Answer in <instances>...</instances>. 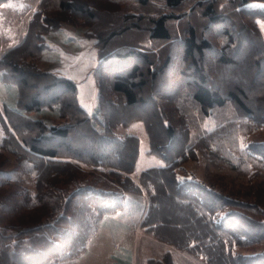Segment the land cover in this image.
Here are the masks:
<instances>
[{
    "label": "rangeland",
    "instance_id": "374dc122",
    "mask_svg": "<svg viewBox=\"0 0 264 264\" xmlns=\"http://www.w3.org/2000/svg\"><path fill=\"white\" fill-rule=\"evenodd\" d=\"M33 1H38V7L28 15L32 18L31 22L26 21V18L16 19L17 28H14L13 22L8 21L9 12L18 14ZM67 1H72L74 4L72 8L66 10L57 4V0H5L0 3V12L3 13L0 25V38H2L0 48L5 46L1 33L18 32L22 38L26 35L14 47L1 52L3 55L0 59L11 49L22 46L28 35L30 36L18 58L21 67L19 76H25L28 82L23 90L24 94L34 95L42 92L43 95L44 92L40 89L49 80L46 77L48 72L68 77L76 83L80 104L92 116L96 113L98 96L101 94L109 104L121 103L110 88L111 66L105 67L111 54L141 50L154 54L160 61L159 66L162 65L165 55L171 54L170 70H166L153 82L146 84L144 93L148 101L150 100L147 104L148 109L151 108L153 97L164 106L165 112L167 110V118L169 117L171 124L177 130L178 136L182 137L187 131L186 143L191 145L193 151L192 154L183 156V160L179 159L180 165L177 168L179 179L195 178L210 190L224 195L229 203L227 209L220 212L221 219L228 214H239L252 222H264V163L254 161L241 152L251 143H264V125L255 124L249 119H240L236 106L230 102L222 108L213 109L208 116H203L198 109L184 113L176 106L178 95L180 98L177 102L182 104V97L187 90L186 79L182 75L184 68L182 39L190 25L195 27L200 37L210 40L217 49L224 46L228 40L224 30L229 28L233 31L240 49V56L235 59L239 60L241 65L233 69L234 75L238 77L227 80L222 76V71L225 73L227 68L216 65L217 51L214 50L205 55L208 71L219 86L222 84L248 86L254 74L259 71L254 65L256 51L259 49V54L264 56V47H260L257 41V35L264 40V2H249L241 7L247 10L240 8L243 11L238 13L239 9L231 4V0H219L218 8L225 11L228 22L214 25L207 22L203 16L202 6L197 4L199 1L207 0H187L184 6L187 13L168 22L172 39L162 41L151 39L146 28L150 17L159 16L169 10L164 0H148L147 4H143L142 0ZM79 2L84 4L83 10L79 8ZM176 14L180 13L176 10ZM45 15L48 18L46 22L48 27L42 29L35 26L38 18ZM36 33L45 36L42 42L35 37ZM249 39L253 46L248 52L247 48L251 42ZM40 43L43 44L42 52L33 49L34 52L31 47H36ZM133 64L142 65V62L137 58L129 59L122 63V69L127 71ZM0 82L5 84L0 92V113L4 116L9 132L15 134L3 103L4 98L12 102L11 88H14V85L8 80L0 79ZM260 94V91L256 93L252 91L250 102L259 101L257 98ZM141 113L140 109L128 108L122 112V115L125 118H132ZM26 117L42 119L53 126L71 124L68 117L60 116L55 109L26 112L23 119L26 120ZM153 122L157 124L156 121ZM156 126L155 130L159 133L160 130ZM114 132L121 139L131 135L140 139L136 170L131 173L123 169L115 171L121 178L132 180L140 187L141 192H126L129 199L125 198L124 208L97 219L85 251L77 258L63 261L61 264H209L206 257L197 252L193 253L185 247L187 235L198 232V228L205 232L200 222L194 215L185 218L182 209L172 203L168 195L154 199L158 203V209L151 211V220L153 223L156 222L159 228L154 231L149 223L145 224L151 197L143 186L142 175L150 168H163L165 164L159 157L148 153L150 142L144 123L141 121L129 124L118 123L114 127ZM72 134L71 139L75 141L74 144L79 145L83 142L79 138L81 134L79 124ZM180 141L178 138L173 143V148L179 146ZM82 165L83 171L78 173L76 181L69 177L59 178L57 184L69 194L77 187L89 184L100 188L116 186L114 182L118 180L114 175L103 174L102 170L107 169ZM31 167L29 163L18 161V158L9 151L0 153V227L33 228L57 216L58 212L48 205L51 203L40 204L35 201L36 176ZM24 190H27L30 198L25 195ZM146 203L148 208L143 212V222L140 224ZM60 204L64 205V201ZM67 207L69 208V204ZM231 221L236 228L245 227L244 222L237 218ZM235 251L248 257L260 255L264 253V241L236 247Z\"/></svg>",
    "mask_w": 264,
    "mask_h": 264
},
{
    "label": "trees",
    "instance_id": "16d2710c",
    "mask_svg": "<svg viewBox=\"0 0 264 264\" xmlns=\"http://www.w3.org/2000/svg\"><path fill=\"white\" fill-rule=\"evenodd\" d=\"M4 1L0 0V3ZM142 1L143 4L148 3V0ZM186 1L164 0L169 10L148 20L146 29L151 39L162 41L172 39L168 22L187 13L184 8ZM252 1L264 2V0H231V4L239 9V13L243 11L241 9L247 10L241 7ZM57 4L66 10L72 8L74 2L57 0ZM197 4L202 6L203 16L208 23L221 25L228 22L225 11L218 8L219 0L199 1ZM78 6L83 10L82 2H79ZM176 10L180 14H176ZM46 22H48L47 16H40L35 26L43 29L48 27ZM224 34L228 40L224 46L217 49L210 40L200 37L194 26H189L182 39L184 64L182 75L186 79L187 90L182 97V104L177 102L180 98L178 95L176 106L184 113L198 109L203 116H208L213 109L222 108L230 102L236 106L240 119H249L250 122L264 125V69H262L264 56L259 54V49L254 59V65L259 71L254 74L248 86L223 84L219 86L208 71L205 55L214 50L217 51L216 65L227 68L225 73L222 71V76L227 80L238 77L233 71L241 65V62L235 59L240 56L237 37L229 28L224 30ZM29 37L28 35L22 46L11 49L0 59V79L10 81L15 88V92L11 93L12 102H9L12 105L5 104L6 116L15 134L9 132L4 116L0 113V153L9 151L18 158V161L32 165L37 187L35 201L40 204L51 203L48 205L58 213L49 222L33 228L0 227V264H61L63 261L77 258L85 251L97 219L122 210L126 192H141L140 187L132 180L121 178L115 171L123 169L131 173L136 170L140 139L135 135L121 139L114 132V127L118 123L129 124L134 121H141L145 125L150 142L148 153L159 157L165 164L163 168L155 167L143 172V186L151 197L145 224L149 223L154 231L159 228L156 222L153 223L151 220V211L158 209V203L154 199L168 195V199L182 209L185 218L194 215L205 231L202 232L198 228V232L187 235L186 249L200 253L206 257L209 264H264V253L248 257L235 251L236 247L263 242L264 222H252L239 214H228L221 219L220 212L227 209L229 203L224 195L210 190L195 178L179 179L177 175L179 159L183 160V156L186 157L193 151L191 145L186 143L187 131L182 137L178 136L177 130L171 124L169 117L167 118V110L165 112L164 106H161L155 97L151 98V108H147L150 100L148 101L144 93V87L161 73L170 70L171 54L165 55L160 66L158 65L160 61L154 54L141 50L111 54L112 57L109 56L110 59L107 60L105 67L111 66L110 88L121 103L109 104L101 94L98 96L96 113L91 116L78 100L76 83L68 77L48 72L46 77L49 80L40 89L45 96L42 92L34 95L24 94L23 90L28 82L25 76H19L21 67L18 58ZM35 37L42 42L45 36L36 33ZM257 41L260 47H264V40L258 35ZM252 46L251 41L247 48L248 52ZM42 48V43L31 47L36 52H42ZM133 58L140 60L144 67L141 64H133L127 71L122 69V63ZM27 63L32 64L29 61ZM252 91L254 93L260 91L261 94L257 98L259 101L250 102ZM46 108L55 109L60 116L68 117L71 124L53 126L42 119L32 117L23 119L26 112H40ZM128 108L140 109L142 113L132 118H125L122 112ZM78 124L81 127L79 138L83 142L76 145L71 138ZM155 125L161 135L160 132H156ZM178 138L181 140L179 146L173 148V143ZM241 152L254 161L264 163V143H251ZM82 164L107 169L108 171L102 170L103 174L114 175L118 180L114 182L116 186L100 188L89 184L77 187L69 194L57 184L59 178L69 177L76 181L78 173L83 171ZM26 191L24 190L25 195L30 198ZM63 201L64 205L60 204ZM235 218L243 221L246 228H236L231 221Z\"/></svg>",
    "mask_w": 264,
    "mask_h": 264
},
{
    "label": "crops",
    "instance_id": "0c3cea01",
    "mask_svg": "<svg viewBox=\"0 0 264 264\" xmlns=\"http://www.w3.org/2000/svg\"><path fill=\"white\" fill-rule=\"evenodd\" d=\"M37 4H38V1H36V2L33 1L28 7H26V9H24L23 11H21L18 14L9 12V14H8V21L11 20L13 22L12 24L14 25V28H17V25L15 24V20L16 19H25L26 18V21L27 20L30 21V19H32V18H29L28 15L31 14L35 10V8L38 7ZM2 15H3V13L0 12V25H1ZM9 33H10L9 31H6L4 33H1V36L4 38V41H5V44H4L5 46L2 47V48H0V58L3 55L1 52H3L5 49H10L11 47H14L17 43H19L21 40H23L26 37V35H25L22 38L20 36V34H18V32H14L13 34H11V33L9 34ZM0 40L2 41V38H0ZM0 86H1V88H0V92H1V90L4 89L3 86H5V84H3V83L0 82ZM12 92L13 93L15 92V88H11V93ZM3 103L4 104H8V105H10V104L12 105V103H9L5 98H4V102ZM125 198L129 199V196L128 195H125ZM144 206H145L144 209H143L144 211L142 210V214H141V217H140V224H142V222H143V212H146V210L148 208L147 203Z\"/></svg>",
    "mask_w": 264,
    "mask_h": 264
}]
</instances>
